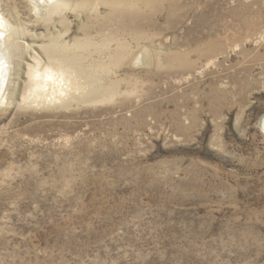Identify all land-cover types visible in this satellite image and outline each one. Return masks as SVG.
<instances>
[{
	"label": "rangeland",
	"instance_id": "374dc122",
	"mask_svg": "<svg viewBox=\"0 0 264 264\" xmlns=\"http://www.w3.org/2000/svg\"><path fill=\"white\" fill-rule=\"evenodd\" d=\"M133 1L0 0V264H264V0Z\"/></svg>",
	"mask_w": 264,
	"mask_h": 264
},
{
	"label": "bare ground",
	"instance_id": "6f19581e",
	"mask_svg": "<svg viewBox=\"0 0 264 264\" xmlns=\"http://www.w3.org/2000/svg\"><path fill=\"white\" fill-rule=\"evenodd\" d=\"M42 1H44V0H29V2L33 6H35L36 8L40 7V5H42ZM92 1L93 0H82L81 6L85 10H87V9H89V7H91V5L93 3ZM153 1H156V0H150L147 2L149 4H151V3H153ZM136 5L137 4H136V0H135V1H133L127 5L122 4V3H118L116 6L113 7L112 11H113L114 16L121 19L123 27L125 25H128V23H127L128 21L125 22L124 20L129 19V17H130L129 14H132V12H133V11H131L132 8L136 9ZM129 21H130V19H129ZM1 28H4V29H1ZM6 28H8V23L5 20V18L0 15V103H3L4 101H6L9 97V89H10V85L12 83V77L11 76H12V72H13V66H12L13 63H11V60H12L11 57H13L14 55L19 56L20 45L22 44L20 42V37H19L20 32L16 31V32L8 34L6 31L7 30ZM12 39H14V40L11 42ZM124 50L121 53L117 54L118 58L123 57L125 55ZM60 56L62 57L63 60H64V58L66 59V55L64 53L60 54ZM139 58L141 59V56H139ZM72 61L77 62L78 59H75ZM81 73H84V74L89 73L90 74V71H86V69L85 70L83 69V71ZM91 75H92V73H91ZM62 76L63 75H61V77ZM86 78L90 79V77H86ZM30 81H31V86H29V87H31V90H32V93H30V94L32 96L35 95V96L39 97L43 93L44 89L47 88V86L51 82L58 81V78L56 77V73L51 69H46L45 71L42 72L39 68H34V69H31V72H30ZM63 86L65 87V90H68L70 88V86L67 85L66 83H64ZM100 92L101 91H99L95 94L92 92L93 95L90 96V99L98 98L99 97L98 95L101 94ZM31 95H29V96H31ZM63 95L64 94H61L59 99L62 100ZM263 125H264V120H263Z\"/></svg>",
	"mask_w": 264,
	"mask_h": 264
}]
</instances>
